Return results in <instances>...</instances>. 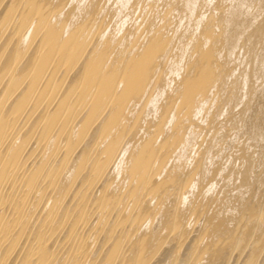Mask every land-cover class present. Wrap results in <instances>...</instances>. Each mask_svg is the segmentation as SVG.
I'll list each match as a JSON object with an SVG mask.
<instances>
[{
	"label": "bare ground",
	"instance_id": "bare-ground-1",
	"mask_svg": "<svg viewBox=\"0 0 264 264\" xmlns=\"http://www.w3.org/2000/svg\"><path fill=\"white\" fill-rule=\"evenodd\" d=\"M0 264H264V0H0Z\"/></svg>",
	"mask_w": 264,
	"mask_h": 264
}]
</instances>
